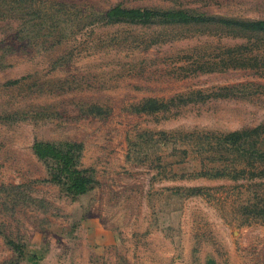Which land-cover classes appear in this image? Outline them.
Masks as SVG:
<instances>
[{
    "label": "rangeland",
    "instance_id": "rangeland-1",
    "mask_svg": "<svg viewBox=\"0 0 264 264\" xmlns=\"http://www.w3.org/2000/svg\"><path fill=\"white\" fill-rule=\"evenodd\" d=\"M115 4L264 17V0H0V264H14L4 235L44 264H264L250 184L190 174L220 132L264 122V66L223 68L246 37L217 24L96 20ZM146 96L169 104L135 110ZM35 138L83 141L96 188L71 197L44 181Z\"/></svg>",
    "mask_w": 264,
    "mask_h": 264
},
{
    "label": "trees",
    "instance_id": "trees-1",
    "mask_svg": "<svg viewBox=\"0 0 264 264\" xmlns=\"http://www.w3.org/2000/svg\"><path fill=\"white\" fill-rule=\"evenodd\" d=\"M31 1V0H29ZM33 1V0H32ZM14 11V4L9 9ZM18 13H22L19 11ZM6 13L0 9V17ZM4 17V16H3ZM103 23L130 22L140 24L163 23V24H185V23H209L227 34L245 36L242 41L227 48L226 54L221 57L223 68L228 66L259 67L264 66V53L253 52L252 47L256 45V38L264 40V17L254 18H229L214 14L196 13L185 8H150V7H126L121 4L111 5L102 9L95 17ZM213 27V26H212ZM23 30H18L19 35ZM23 36H17L20 40ZM31 37V35H30ZM7 37H3L1 41ZM15 46V45H14ZM15 48V47H13ZM217 66L210 65L208 70H214ZM11 79L9 82H15ZM185 101L179 95L170 97L169 100ZM168 100L156 96L142 98L135 110L153 112L165 108ZM91 112V111H90ZM218 143L211 148V155L206 161V155H201L198 169L190 174L191 176L221 177L227 176L234 179L243 178L245 183L250 184V191L253 197L254 209L250 213L251 218L264 221V189L257 183L264 186V122L252 126L226 130L217 135ZM32 150L36 157L44 164L46 176L44 181L59 185L71 197H76L88 192L99 183L96 170L91 165L82 162L84 143L81 140L60 139L42 140L35 138L32 143ZM185 152V149H183ZM183 158L176 159L181 162ZM24 183L10 185L12 188H19ZM249 187L247 189H249ZM178 188V187H177ZM189 194H198L203 190L202 186L193 185L182 187ZM259 188V189H258ZM246 191V190H245ZM249 198V199H252ZM18 202L28 204L34 203L36 199L21 190ZM43 199H38L41 203ZM246 202L240 204L245 206ZM5 242L14 251L9 261L18 264L26 259L29 264H44L40 256L34 251L26 249V243L16 237L4 235Z\"/></svg>",
    "mask_w": 264,
    "mask_h": 264
},
{
    "label": "crops",
    "instance_id": "crops-1",
    "mask_svg": "<svg viewBox=\"0 0 264 264\" xmlns=\"http://www.w3.org/2000/svg\"><path fill=\"white\" fill-rule=\"evenodd\" d=\"M96 187L92 188L91 190L95 189ZM91 190H89L88 192H90ZM88 192H85V193H82L80 195H83V194H87ZM79 195V196H80ZM32 251H34L35 253H37L38 255H40L39 251L37 249H32Z\"/></svg>",
    "mask_w": 264,
    "mask_h": 264
}]
</instances>
